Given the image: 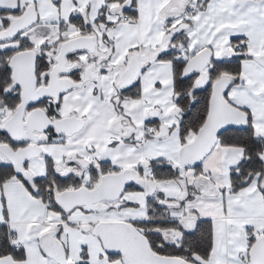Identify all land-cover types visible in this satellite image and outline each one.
<instances>
[{
  "label": "snow or ice",
  "instance_id": "obj_1",
  "mask_svg": "<svg viewBox=\"0 0 264 264\" xmlns=\"http://www.w3.org/2000/svg\"><path fill=\"white\" fill-rule=\"evenodd\" d=\"M0 264H264V0H0Z\"/></svg>",
  "mask_w": 264,
  "mask_h": 264
}]
</instances>
